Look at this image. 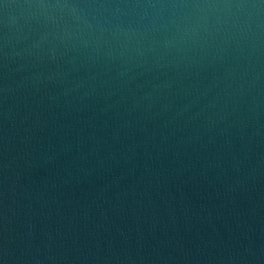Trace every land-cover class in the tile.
Segmentation results:
<instances>
[{
    "label": "water",
    "instance_id": "1",
    "mask_svg": "<svg viewBox=\"0 0 264 264\" xmlns=\"http://www.w3.org/2000/svg\"><path fill=\"white\" fill-rule=\"evenodd\" d=\"M0 264H264V0H0Z\"/></svg>",
    "mask_w": 264,
    "mask_h": 264
}]
</instances>
